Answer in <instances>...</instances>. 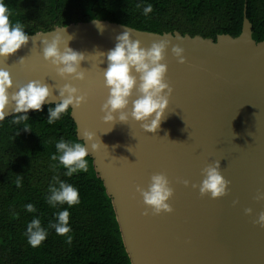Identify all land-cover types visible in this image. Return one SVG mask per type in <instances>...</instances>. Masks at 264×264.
Listing matches in <instances>:
<instances>
[{
  "label": "water",
  "instance_id": "water-1",
  "mask_svg": "<svg viewBox=\"0 0 264 264\" xmlns=\"http://www.w3.org/2000/svg\"><path fill=\"white\" fill-rule=\"evenodd\" d=\"M243 9L241 32L215 40L200 35L141 31L108 20H90L27 35L19 49L0 56V68L10 73L9 94L29 81L46 84L50 95L42 105L64 98L65 85L84 100L69 105L77 138L111 199L116 221L131 264H264V40L252 39V26ZM128 32L141 48L167 41L162 90L168 104L155 131L150 123L131 116L139 92V73L129 103L105 121L102 106L107 53ZM59 34L65 46L83 54L76 74H60L43 55L45 41ZM180 37H183L181 39ZM183 49V62L173 46ZM9 103L4 118L14 112ZM93 133L88 140L84 132ZM96 143L93 149L91 144ZM217 167L228 181L219 197L201 194L204 170ZM163 173L173 189L171 212L154 214L138 189L147 190L152 175ZM184 181L188 183L185 184ZM249 210V211H246Z\"/></svg>",
  "mask_w": 264,
  "mask_h": 264
},
{
  "label": "trees",
  "instance_id": "trees-1",
  "mask_svg": "<svg viewBox=\"0 0 264 264\" xmlns=\"http://www.w3.org/2000/svg\"><path fill=\"white\" fill-rule=\"evenodd\" d=\"M245 2L252 39L262 41L264 0H3L11 24H21L26 35L71 23L108 20L141 31H177L212 40L217 35L240 34ZM149 4L152 11L145 14ZM57 104L29 109L27 120L17 121L25 115L22 112L0 120V264H131L111 199L92 159L85 157L87 171L67 176L59 160L51 158L59 155L56 143L61 138L83 144L70 107L48 123V109ZM60 181L78 190V204L53 207L48 203L50 186L58 187ZM29 203L34 212L27 211ZM64 209L69 212L70 232L58 235L49 223H55L56 214ZM36 218L47 236L32 247L26 229Z\"/></svg>",
  "mask_w": 264,
  "mask_h": 264
},
{
  "label": "clouds",
  "instance_id": "clouds-1",
  "mask_svg": "<svg viewBox=\"0 0 264 264\" xmlns=\"http://www.w3.org/2000/svg\"><path fill=\"white\" fill-rule=\"evenodd\" d=\"M152 11V5L149 4L144 9L147 14ZM10 13L7 6L0 0V56H8L19 49L26 43L28 37L22 30L19 23L12 25L9 19ZM183 39V37H180ZM118 43L115 47L108 51V65L104 71V84L108 88V97L102 106V110H106L103 119L112 121L113 113H119L121 121L126 120L127 114L119 111L125 109L129 103V97L132 89L136 85L137 77L132 74L134 70L139 73V92L141 95L132 101L131 116L137 121H146L151 118L150 123L143 125L149 131H155L160 124L163 110L168 104L167 96L162 94V90L168 88V84L164 80L166 65L161 63L167 41L153 42L147 49L139 46V41L130 39V34L125 32L118 37ZM62 38L59 34L53 36L51 41H45L43 55L46 59L50 58L54 65H62L57 71L60 74H73L77 78H83V72L78 71L79 63L84 58L83 54L74 51L70 47L65 46L63 50L60 48ZM173 53L183 62L181 56L183 49L180 46H173ZM10 73L6 69L0 68V120L4 119L5 110L9 106L10 101L14 102V112L24 113L25 115L17 117L18 120H27V112L29 109L40 110L46 98L50 95L49 88L46 84L38 80L29 81L26 85L19 87L14 93L9 94L8 89L11 86ZM77 89L70 85H65L60 90V95L64 97L55 107L48 109V123H53L60 118L62 113L69 109V105H79L83 100V96H77ZM27 127V125H26ZM86 139L91 140L93 133L84 132ZM93 149L97 148V144H91ZM57 153L53 154V160H59V163L66 168L65 175L71 176L77 171H87L88 161L87 149L80 142H66L61 138L56 143ZM204 178L199 185V192L210 194L211 197H219L226 193V185L228 181L221 175L218 166H209L204 170ZM55 179V177L53 178ZM187 184V181H184ZM19 187V181H17ZM50 195L47 198L48 203L55 207L57 203H67L69 206L79 203V193L71 184L63 181L59 182V186H50ZM143 198L145 205L149 206L154 214L161 211L171 212L172 208L167 202L172 195L173 189L169 186V181L163 173H157L151 176L147 190L138 189ZM27 211L34 212V206L29 203L26 206ZM249 211V210H246ZM69 212L64 209L56 214V222L49 223V226L55 229L58 235H65L70 232L68 226ZM256 223L264 226V212L258 216ZM28 243L32 247H38L47 236V230L41 226L39 218L33 219L26 229ZM68 242L72 237L68 236Z\"/></svg>",
  "mask_w": 264,
  "mask_h": 264
}]
</instances>
